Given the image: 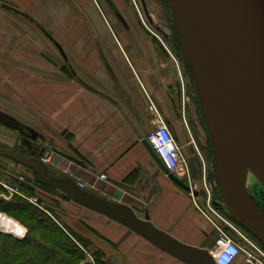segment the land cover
I'll return each instance as SVG.
<instances>
[{"label": "crops", "instance_id": "1", "mask_svg": "<svg viewBox=\"0 0 264 264\" xmlns=\"http://www.w3.org/2000/svg\"><path fill=\"white\" fill-rule=\"evenodd\" d=\"M139 3L143 0H0V52L31 66L29 83L22 74L14 80L30 87L36 119H46V129L54 131L48 138L51 172L126 202L181 241L211 250L218 229L145 143L159 114L185 155L191 148L185 116L177 112L178 55L164 39L167 32L146 24ZM39 48L47 60L38 59ZM241 256L234 264H246Z\"/></svg>", "mask_w": 264, "mask_h": 264}, {"label": "water", "instance_id": "2", "mask_svg": "<svg viewBox=\"0 0 264 264\" xmlns=\"http://www.w3.org/2000/svg\"><path fill=\"white\" fill-rule=\"evenodd\" d=\"M168 2L183 54L195 72L221 197L232 218L264 242V211L246 188L233 156V148L239 144L248 149L251 161L264 164V0ZM145 143L166 175L191 192L186 182L169 172L147 139ZM0 156L32 169L40 182L125 226L185 264H217L209 249L181 241L155 225L148 214L139 216L126 202L110 200L70 176L52 173L40 156L4 146H0Z\"/></svg>", "mask_w": 264, "mask_h": 264}, {"label": "rangeland", "instance_id": "3", "mask_svg": "<svg viewBox=\"0 0 264 264\" xmlns=\"http://www.w3.org/2000/svg\"><path fill=\"white\" fill-rule=\"evenodd\" d=\"M168 5L170 6L169 2ZM170 9L171 11L167 8L164 0H143V3L140 5V12L145 18L146 24L152 30H156L161 34L162 32H167L169 38L164 39L173 48L176 35L175 32L178 36V27L171 6ZM151 21L152 23L150 24ZM174 25L176 29H174ZM52 40L56 42L55 39ZM42 41L43 38H40L41 45ZM44 49L46 48L44 47ZM42 50V48H39L38 59L45 61V59L47 60L48 58L47 53H45L46 50L41 53ZM174 50H176L180 62V72L177 71L179 77L178 80L175 81L177 112H181L190 123V126L195 129L196 141L201 149V141L205 145L207 143V138L205 129L201 124L199 125L197 121V108L193 99V94L196 95L201 114L202 110L196 90L195 72L191 62L185 57L183 52L182 55L179 54V49H175V46ZM28 59L31 61L30 58ZM33 60L34 59H32V61ZM31 71L30 64H25L23 61L20 63L19 60H14V57L4 55L0 52V146L18 148L34 155L39 154L42 146H44L43 155L49 157L48 152L51 151L53 143L52 140L50 141L48 138L54 131L53 129H46V119H36L37 117L34 115L36 112L33 111L32 101L30 99V87L16 85L14 80L16 76L22 74L24 77L23 82L29 83ZM170 122L172 125L174 123L173 119H170ZM33 124L40 127V129H36L38 127H34ZM35 145L36 147L34 148L33 146ZM189 147L190 146H188V148ZM59 148V151L65 154L63 149L61 147ZM201 151L204 155V151L202 149ZM185 152L187 156L190 155L188 167L191 171V179L193 181L197 180L199 183L198 190L202 192L205 190L204 181L206 180L205 182L211 190L210 198L212 205L220 210L222 214L230 217L227 214L229 211L225 206L218 188L214 159L212 157L208 158L205 152L204 160L197 149H195V152H192V149L189 148L185 149ZM240 173L252 197H259V191L264 189V182L251 163L245 161L242 164ZM27 176L35 177V174L26 166L8 157L0 156V184L4 187V191H0V199L11 200L15 195H19L30 204L44 210L52 220L58 221L61 225H65V229L66 227H70L76 231L84 240L80 241L77 239L78 237L76 238L73 235V232V234L70 233L84 252V259L81 260L80 263L89 262L91 264H98L97 257L101 254V258L103 257L108 264H182L157 250L138 236H135L125 227L111 222L107 217L98 213L96 214L94 211L89 212L90 210H85L81 206L74 204L71 200L61 197L58 193L46 192L38 186H35V189L30 191L31 193L22 190L19 185L21 182L25 183V177ZM186 180H188V178H186ZM29 185L32 187L34 186L32 183ZM56 213H58L59 216H57ZM1 214H6L15 218L25 227L27 233H31L29 237L33 236L32 232L29 230L30 222L26 221L25 218L17 217L12 212H5L0 208V215ZM234 223H236L245 235H248L264 250L263 241L250 230V232H247L238 222L234 221ZM0 232L10 234L19 239L28 237L27 234L25 236H18L13 232H6L3 226H0ZM229 232L240 241L244 248H248L247 242L242 237L237 235L230 228ZM84 242L87 244H84ZM76 257L77 256H74L75 259L72 260L71 264H77L79 262ZM240 259H244V254H242Z\"/></svg>", "mask_w": 264, "mask_h": 264}, {"label": "trees", "instance_id": "4", "mask_svg": "<svg viewBox=\"0 0 264 264\" xmlns=\"http://www.w3.org/2000/svg\"><path fill=\"white\" fill-rule=\"evenodd\" d=\"M164 1L167 8L171 11L167 0ZM174 29H176L175 25ZM175 34L174 46L175 49H179V54L182 55L183 51L177 33L175 32ZM200 117L203 120L201 112ZM18 150L27 155L34 156V154L25 152L21 149ZM24 182L25 183L21 182L19 186L26 192L33 191L35 189L34 187L38 186L46 192L58 193L61 197L68 199L64 193L52 186L40 182L36 176H27L25 177ZM30 183H32L34 186H30ZM2 190L4 191V187L0 184V191ZM259 193V197H253L257 204L264 211V189H261ZM0 208L5 212H12L17 217H22L25 218L26 221H29V230L33 235L31 237L19 239L10 234L0 232V264H71L72 260L75 259L74 256H77L76 259L79 260L77 264H82L80 262L84 259V252L78 242L75 241L70 235V233H74L73 235L76 238L78 237V240L84 241L81 235H79L76 231L70 227H66L65 229V225H61L58 221L52 220V218H50L44 210L30 204L19 195H15L13 198H11V200H5L1 198ZM56 214L59 216L58 213ZM227 214L230 216V218H232L228 212ZM241 227L247 232H250L245 227ZM84 244L87 243L84 242ZM101 256L102 255L100 254V256L97 257L98 264H108L103 257L101 258ZM83 264L91 263L85 262Z\"/></svg>", "mask_w": 264, "mask_h": 264}, {"label": "built area", "instance_id": "5", "mask_svg": "<svg viewBox=\"0 0 264 264\" xmlns=\"http://www.w3.org/2000/svg\"><path fill=\"white\" fill-rule=\"evenodd\" d=\"M151 109H153L152 106ZM157 117V126L147 134V140L169 172L175 173L180 177L188 178L191 187L190 193L194 197L197 207L218 229L219 235L215 241L214 248L211 249V254L217 264H234L236 259L242 254H244L246 264H264V250L248 235H245L234 221L212 205L210 198L211 190L205 182V179V190L203 192L198 190L199 183L191 179L188 159L177 141L176 136L166 120L159 114ZM100 177L104 180L108 179V175L105 173H102ZM193 191H200L201 195H195ZM229 228L247 242L248 248H244L240 241L230 234ZM6 232L11 231L6 230ZM17 235L24 236L25 231Z\"/></svg>", "mask_w": 264, "mask_h": 264}, {"label": "bare ground", "instance_id": "6", "mask_svg": "<svg viewBox=\"0 0 264 264\" xmlns=\"http://www.w3.org/2000/svg\"><path fill=\"white\" fill-rule=\"evenodd\" d=\"M249 155L250 153L248 149H245L242 146L240 147L239 144H236L235 148H233V156L238 170L241 171L244 161H248L251 163L253 168L257 171L264 182V164L261 162H256L257 164H255L250 160ZM0 226H3L6 230L17 234L25 231V227L20 222L6 214L0 215Z\"/></svg>", "mask_w": 264, "mask_h": 264}, {"label": "flooded vegetation", "instance_id": "7", "mask_svg": "<svg viewBox=\"0 0 264 264\" xmlns=\"http://www.w3.org/2000/svg\"><path fill=\"white\" fill-rule=\"evenodd\" d=\"M193 99L195 101V105H196V108H197V121H198V124L202 125L203 128L205 129L206 131V138H207V143L204 145L203 142L201 141V149L204 151V155H205V152H206V155L209 157H212L214 159V149H213V146H212V142H211V138H210V134H209V131L206 127V123H205V120H204V117H203V120L202 118L200 117V109H199V105H198V102H197V98H196V95L193 94ZM199 114V115H198ZM180 118H182V113H180ZM203 116V114H202ZM204 121V123H203ZM185 129H186V133L189 137V142H191L190 144H192L191 146V149H192V152H195V149H197L198 153L203 157V159L205 160L204 158V155L200 149V146L198 145L197 141H196V136H195V133H194V130L191 126H190V123L186 120V126H185ZM34 148L36 147L33 146ZM44 146H42V149H41V152H39V154H36L34 156H41L44 154ZM195 148V149H194ZM35 150V149H34Z\"/></svg>", "mask_w": 264, "mask_h": 264}]
</instances>
